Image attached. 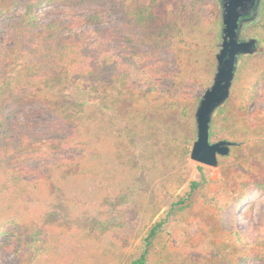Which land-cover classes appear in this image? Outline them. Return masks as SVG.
Listing matches in <instances>:
<instances>
[{"label":"rangeland","instance_id":"obj_1","mask_svg":"<svg viewBox=\"0 0 264 264\" xmlns=\"http://www.w3.org/2000/svg\"><path fill=\"white\" fill-rule=\"evenodd\" d=\"M22 0H0V10L20 14ZM249 22L242 37L260 38V50L239 59L230 97L216 111L212 141L237 144L217 166L191 158L197 135L195 112L213 83L222 42L220 0H158L156 14L172 25L170 48L159 51L165 86L135 90L115 81L106 91L77 84L70 73L46 84L24 53L9 50L8 78L28 93L21 122L35 126L26 150L7 167L0 155V264H80L99 244L117 257L112 264H264V28ZM98 10L96 30L120 33L115 46L147 52L129 41L137 29L125 24L116 3L62 6L38 11L68 19ZM255 24L256 26H253ZM82 29V28H80ZM4 46L11 44L3 34ZM261 80V96L249 107L248 90ZM81 104L83 108L79 106ZM42 169L20 176L16 166ZM18 186H25L21 196ZM116 224L102 242L87 237L99 220ZM158 222L159 236L148 245Z\"/></svg>","mask_w":264,"mask_h":264},{"label":"trees","instance_id":"obj_2","mask_svg":"<svg viewBox=\"0 0 264 264\" xmlns=\"http://www.w3.org/2000/svg\"><path fill=\"white\" fill-rule=\"evenodd\" d=\"M19 1V0H15ZM116 3L123 13L125 24L137 29L130 32L129 41L144 44L147 52L129 48V44L115 46L120 33L112 28L96 30L92 24L99 22L104 15L98 10L83 11L73 15L68 11V19L48 17L38 8L50 3L62 6H83L93 3ZM25 10L18 14H8L0 10V155L7 167H15L13 160L19 155H35L49 158L54 154L40 150H26L35 127L30 120L21 122L19 112L27 103L29 94L18 92L11 84L8 75V57L10 51L24 53L28 65L37 69L40 80L46 84L59 82L64 74L70 73L80 86L106 91L115 81L135 90L161 91L165 86L163 62L159 60V51L170 48L174 38L172 25L163 22L162 14H156L158 0H22ZM264 28V6L261 18L257 22ZM253 26H256L253 24ZM82 28V29H80ZM11 39L9 46H4L3 34ZM256 82L249 88V97L245 104L252 105L261 96ZM81 109L83 106L79 104ZM20 176L40 174L42 169L30 166H16ZM245 189L257 187L264 189V182H242ZM25 186H18L22 196ZM158 222L151 228L146 240L150 245L159 236ZM109 220L102 219L88 231L87 237L102 242L104 233L116 230ZM242 242L247 245H263L264 240L255 242L244 236ZM117 257L109 246L99 244L98 249L82 259L80 264H112ZM143 256L130 264H143Z\"/></svg>","mask_w":264,"mask_h":264},{"label":"water","instance_id":"obj_3","mask_svg":"<svg viewBox=\"0 0 264 264\" xmlns=\"http://www.w3.org/2000/svg\"><path fill=\"white\" fill-rule=\"evenodd\" d=\"M263 0H220L222 13V42L216 54L217 69L213 83L202 94L195 116L197 135L191 149V158L206 165L217 166L219 155L230 154L237 142L229 139L212 141V121L216 111L227 101L243 55L260 50V38L242 37L249 22L256 21L261 14Z\"/></svg>","mask_w":264,"mask_h":264}]
</instances>
